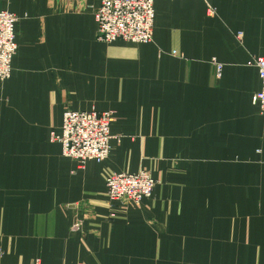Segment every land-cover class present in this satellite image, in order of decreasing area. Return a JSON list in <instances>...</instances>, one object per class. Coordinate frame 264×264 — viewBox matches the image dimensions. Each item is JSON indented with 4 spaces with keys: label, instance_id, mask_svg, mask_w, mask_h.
I'll return each instance as SVG.
<instances>
[{
    "label": "crops",
    "instance_id": "0c3cea01",
    "mask_svg": "<svg viewBox=\"0 0 264 264\" xmlns=\"http://www.w3.org/2000/svg\"><path fill=\"white\" fill-rule=\"evenodd\" d=\"M101 2L0 0L18 18L0 81V264H264L248 66L264 57V0H155L147 44L98 41ZM68 109L114 113L107 160L63 156L51 134ZM142 170L152 197H107L109 173Z\"/></svg>",
    "mask_w": 264,
    "mask_h": 264
},
{
    "label": "built area",
    "instance_id": "2783aa9c",
    "mask_svg": "<svg viewBox=\"0 0 264 264\" xmlns=\"http://www.w3.org/2000/svg\"><path fill=\"white\" fill-rule=\"evenodd\" d=\"M154 3L155 0H102L100 6L94 8L97 40L105 44L153 42ZM17 21L15 14L0 11V81L8 80L12 74V61L18 49L15 41ZM248 66L259 72L260 89L253 97V103L264 115V57L252 58ZM113 122V112L68 109L64 113L61 134L52 132L51 140L61 143L63 156L76 160L78 168L82 169L90 160L101 163L109 158ZM105 186L111 201L140 206L143 199L153 196L156 181L147 170L136 174L112 172L105 177ZM79 228V223L73 225V229ZM32 264H41V261L37 259Z\"/></svg>",
    "mask_w": 264,
    "mask_h": 264
}]
</instances>
